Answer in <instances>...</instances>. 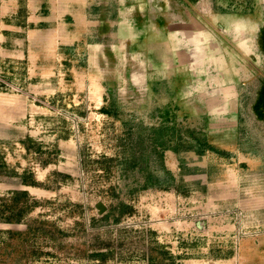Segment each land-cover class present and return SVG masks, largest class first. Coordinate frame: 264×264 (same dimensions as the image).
Segmentation results:
<instances>
[{"label": "rangeland", "instance_id": "rangeland-1", "mask_svg": "<svg viewBox=\"0 0 264 264\" xmlns=\"http://www.w3.org/2000/svg\"><path fill=\"white\" fill-rule=\"evenodd\" d=\"M28 1L0 8V264H264V0Z\"/></svg>", "mask_w": 264, "mask_h": 264}, {"label": "crops", "instance_id": "crops-1", "mask_svg": "<svg viewBox=\"0 0 264 264\" xmlns=\"http://www.w3.org/2000/svg\"><path fill=\"white\" fill-rule=\"evenodd\" d=\"M139 1L140 0H50L49 4L45 5V0H29L27 8L29 9L30 15L33 17L42 14V9L44 10L47 7L50 8L52 14L58 15L64 11V8L68 10L73 3H77V5H79L78 7H80L81 14L86 15V18L82 19V21L89 22L90 7L96 4L97 7L103 8L101 15H103L104 18L107 17L106 20L117 21V19L125 18V16H130L136 20L135 18H137L139 13ZM17 6L15 0H0L1 15L3 18L10 15V11ZM29 20L32 19L30 18ZM38 20H44V18L40 17ZM16 29L19 30L20 28Z\"/></svg>", "mask_w": 264, "mask_h": 264}]
</instances>
